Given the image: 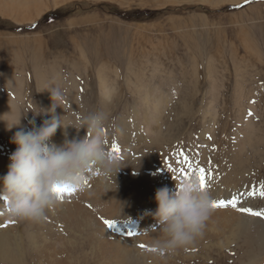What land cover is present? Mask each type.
Instances as JSON below:
<instances>
[{
	"label": "rangeland",
	"instance_id": "374dc122",
	"mask_svg": "<svg viewBox=\"0 0 264 264\" xmlns=\"http://www.w3.org/2000/svg\"><path fill=\"white\" fill-rule=\"evenodd\" d=\"M53 87L63 94L55 115L64 125L49 143L83 138L81 118L103 113L105 147L118 164L106 177L92 168L91 193L67 202L77 207L66 223L52 219L55 210L41 221L2 214L7 201L0 196V230L19 223L37 244L32 248L41 247L28 264H60L64 248L72 264H125L123 254L130 264L264 258L256 247L264 240L259 228L235 238L208 224L192 245L160 255L148 250L157 224L144 215L154 212L160 185L175 190L185 180L181 168L220 164L243 177L245 195L264 184V0H0V117L20 119L11 129L0 119V188L17 148L15 132L31 130L33 119L36 127L51 119ZM128 135L137 143H123ZM223 187L217 191L232 192V184ZM249 197L240 201L244 207L264 211L262 197L251 196L252 205ZM216 234L223 235L208 242Z\"/></svg>",
	"mask_w": 264,
	"mask_h": 264
},
{
	"label": "clouds",
	"instance_id": "9594fccd",
	"mask_svg": "<svg viewBox=\"0 0 264 264\" xmlns=\"http://www.w3.org/2000/svg\"><path fill=\"white\" fill-rule=\"evenodd\" d=\"M48 90L53 101L49 109L51 119H45L39 127L33 119L29 121L31 130L21 127L15 132L12 142L17 148L9 157L8 171L0 188V196L7 201L8 214L23 220L41 221L61 203L52 190L54 185L84 191L89 168L106 177L118 164L117 157L105 147L103 113H90L81 118L80 127L86 128L88 133L83 138L66 140L63 147L49 143L57 128L64 124L62 117L55 115L56 107L63 103V94L55 87ZM19 124L20 119L7 121L9 129ZM155 201V211L146 210L144 215H151L156 221L157 235L151 245L160 255L192 245L203 235L214 212L211 196L201 190L194 177L176 183L175 190L167 186L158 188Z\"/></svg>",
	"mask_w": 264,
	"mask_h": 264
},
{
	"label": "bare ground",
	"instance_id": "6f19581e",
	"mask_svg": "<svg viewBox=\"0 0 264 264\" xmlns=\"http://www.w3.org/2000/svg\"><path fill=\"white\" fill-rule=\"evenodd\" d=\"M26 5L27 4L23 3V5H20L22 7H20V6L19 7L23 8ZM16 8H18V7H16ZM36 15H40V11H37ZM28 21H29V23H31L32 19H27L26 22H28ZM152 107H153V110H158L160 108V103H154L152 105ZM135 119H137V118H135ZM119 133H120V135H122V132H119ZM129 137H131V135L124 137L122 140L123 143H130L131 141H133V138H135L133 143H135V144L137 143L138 138L133 136V138L129 139ZM183 166L186 167L185 164H183ZM215 167L217 168V170H216V168L212 169L211 166L206 169V174L208 176V185H209V187L206 191L209 193L212 200L213 199L218 200L221 198H225V199L231 198L232 194L237 193V191H240V190L242 191V188H241L242 186L238 185V184L242 183V181H239V177H242L241 175H238V173L234 172V171H232L231 173L226 172L225 167H223V166L221 167L220 164H216ZM212 170L218 172V174L211 173V175L209 176L208 173L212 172ZM171 173L173 174L172 170H171ZM193 177L198 180V176L196 175V169H191L190 172L188 173L187 177H185V179L186 178H193ZM263 179H264V177H263ZM85 180L87 181V184H85V181H84L85 190L84 191H75L71 195L65 194L64 199L54 209L55 210V217L52 219H55L56 221H59L60 223H66L70 220V218L73 216V214L76 210L77 204L74 205L75 209L71 210L69 208L67 202L77 198L80 195V193H81L80 199L86 193H88V192L91 193V188L93 187L92 183L96 180V175H95V172L92 168H89V170L87 171L86 176H85ZM242 180H243V177H242ZM198 182H199V180H198ZM234 183H236V184H234ZM223 184H232V187H233L232 192H227L225 194L218 192L217 190H224ZM161 187H163V185L159 186V188H161ZM237 188H241V189L238 190ZM245 188H247V187H245ZM246 190H248V189H246ZM242 192H243L244 197H241L240 201L246 202L247 195H245V194L247 191L246 192L242 191ZM242 192H241V194H242ZM99 198L102 201V198L100 196H99ZM249 198L250 199H248V200H251V197H249ZM256 199H258V198H256ZM261 200H262L261 205L264 206V203H263L264 198ZM241 202L238 204L237 208L243 206L244 203H241ZM256 202H258V200ZM250 203L252 205V203H253L252 200L250 201ZM254 204H255V202H254ZM156 208H157V206L154 207V211ZM218 209L219 208L214 209V212H213L212 216L210 217V219L207 223L210 227H213L212 229L217 230L218 233L221 229L226 228L229 232L227 237H235L236 238L237 236H241L242 238H246L249 229L252 227L259 228L261 231L264 232V221H261L264 219L259 220L257 218H254V216L252 217V216L248 215L247 213H245V214H247L248 216L243 215V214H238L237 209H234L232 207L221 208L220 210H218ZM1 211H2V214H5L8 212L6 203H4L2 205ZM47 216H48V213H46V218H47ZM3 222H4V220L0 221V223H3ZM222 235L216 234V237L214 235H210L208 238L209 239L208 242H212V241L216 240L217 237H218L217 239H219ZM213 236H214V238L210 239ZM24 241H27L25 245H24ZM34 245H37V244L27 234V230L22 225H20L19 223H16L12 228L7 229L6 231L0 230V264H28L29 262H31V259L33 258L32 256H34L36 253H38L40 251V248H41L40 247L39 249H33L32 246H34ZM29 247L31 250L29 249ZM256 247H257V251H259L261 253V251L264 250V240H261L256 245ZM36 250H39V251H36ZM66 251H67L66 248L58 251L60 255H63V260L60 261V264H63V261H67V264L73 263L71 256L65 254ZM250 259L252 261L251 264H264V258L261 259V261L260 260L255 261L254 257L251 256ZM122 261L125 264H130L132 262V260L124 254L122 255Z\"/></svg>",
	"mask_w": 264,
	"mask_h": 264
},
{
	"label": "snow or ice",
	"instance_id": "6c2138e0",
	"mask_svg": "<svg viewBox=\"0 0 264 264\" xmlns=\"http://www.w3.org/2000/svg\"><path fill=\"white\" fill-rule=\"evenodd\" d=\"M246 2H250V0H246ZM249 115H251V112H249ZM105 143H108V141H105ZM111 148L113 152H119L120 149L118 147L117 144L112 143L111 144ZM184 163H188L187 160L184 161ZM189 168H191V165L189 164ZM180 172L182 175H184L185 177H187L188 172L187 170L181 168ZM98 174V173H97ZM196 175L198 176V180H199V186L201 188V190H207L209 185H208V176L206 174V170L205 169H201V168H197L196 169ZM85 184H87V181L85 180ZM53 192L57 195V197L62 201L65 197V194L71 195L72 193L75 192L74 189H72L71 187L67 186V185H54L53 186ZM243 194L240 193H234L231 195V198H221V199H213L211 201V206L213 209H217V208H227V207H232L234 209H237L238 211L242 212V213H247L256 217H262L264 218V211H253V209L248 208V207H239L237 208V205L240 203V199L241 196ZM248 196H259L264 198V184H262L260 186V189L257 190L256 188H253L252 191L247 193ZM89 207H91L89 205ZM104 223L107 225L108 228H114L115 227V222L112 220H104ZM128 235H134V233L129 232ZM140 247L144 248V245H140ZM149 251H153L155 252L156 250L154 248H150L148 249Z\"/></svg>",
	"mask_w": 264,
	"mask_h": 264
},
{
	"label": "crops",
	"instance_id": "0c3cea01",
	"mask_svg": "<svg viewBox=\"0 0 264 264\" xmlns=\"http://www.w3.org/2000/svg\"><path fill=\"white\" fill-rule=\"evenodd\" d=\"M39 16V15H38ZM32 22H34L33 18H32Z\"/></svg>",
	"mask_w": 264,
	"mask_h": 264
}]
</instances>
